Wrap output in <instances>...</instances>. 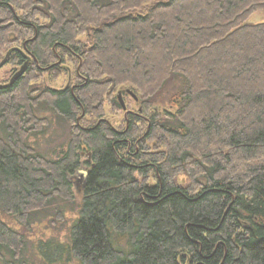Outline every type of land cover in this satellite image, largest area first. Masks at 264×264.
Listing matches in <instances>:
<instances>
[{
  "label": "trees",
  "instance_id": "obj_1",
  "mask_svg": "<svg viewBox=\"0 0 264 264\" xmlns=\"http://www.w3.org/2000/svg\"><path fill=\"white\" fill-rule=\"evenodd\" d=\"M151 2L0 0V60L25 64L0 84V212L21 227L0 219L5 264H26L31 224L63 221L80 171L68 242L33 246L44 264H264V21L247 22L264 0ZM57 51L82 81L36 87ZM114 91L141 104L121 129L103 118ZM40 110L67 130L56 157L28 142Z\"/></svg>",
  "mask_w": 264,
  "mask_h": 264
},
{
  "label": "rangeland",
  "instance_id": "obj_2",
  "mask_svg": "<svg viewBox=\"0 0 264 264\" xmlns=\"http://www.w3.org/2000/svg\"><path fill=\"white\" fill-rule=\"evenodd\" d=\"M154 2L155 0H152V2L148 3V5L150 6ZM148 5L145 6V9H147ZM262 21H264V15L261 12H254L247 20L248 23L252 24H256ZM78 40L82 41L83 43H87V39L85 36H80ZM62 55L64 54L62 53ZM56 56L57 60L53 61L50 66H52L53 64L58 65V73H56L57 71L55 70H51L49 72L44 71L43 73H41L40 78L34 82V85H36V87L39 86V88L45 87L55 90L72 89L79 85L82 81L78 75L79 61H77V59H74L73 57H70L69 55L63 56V60H61V51H57ZM20 67V65L15 66L10 64L2 66L0 68V84L9 82L10 78L16 71L20 69ZM171 89L172 86H168V88H166L163 92L162 96L166 97ZM124 90L125 89L123 88L122 91L124 92ZM112 95V98L116 97L117 91H114ZM120 99L124 105V109H122L121 107V109L117 110L108 103L103 104V118L108 120L110 124L118 129H121L123 127L124 118L128 115V113H138V111H140L141 105L140 101H135L128 92L123 93V96H121ZM153 108L162 111L167 109L168 107L166 105V102L164 104H160L157 102L153 105ZM40 112L42 116H47L49 118L48 129L45 134L29 138L28 142L36 149V152H38L39 154H42L46 157H56L59 154L60 145L62 144L63 146V144H65V141L67 139V130L66 128L64 129V126L60 125V123L56 119L52 118L50 112H47L46 110H40ZM77 119V122H80V125H82L83 127L90 126L94 123V120L91 121L88 116H83V113H81ZM80 156L81 160L83 161L87 160L89 154L87 151H85L80 153ZM80 170H87V168L85 166H82L79 171ZM82 173V171L76 172L71 176L76 204L74 205V207H65L63 221L56 222L54 225H52L46 218H42V220L31 224L29 231L25 233L26 240L29 242L27 244L28 251L24 255L26 264H44L36 255V252L33 248L34 244H36L38 241L54 239L59 242H68L69 226L71 225V222L77 217V204H79L80 202V190L82 186L79 181L81 179V176L83 175ZM178 182L180 184H187L188 180H186V178L182 176H179ZM0 219L14 230H21V227L16 223L14 218L10 217L9 215L0 212ZM9 259L10 258L5 257V260L9 261ZM0 264L5 263L4 261L0 260ZM65 264L77 263L74 260H71L70 262Z\"/></svg>",
  "mask_w": 264,
  "mask_h": 264
},
{
  "label": "water",
  "instance_id": "obj_3",
  "mask_svg": "<svg viewBox=\"0 0 264 264\" xmlns=\"http://www.w3.org/2000/svg\"><path fill=\"white\" fill-rule=\"evenodd\" d=\"M5 58L0 61V68L5 64V61H6ZM24 69H25V64L23 66H21L20 69L13 74V76L9 80V84H11L17 77H19L23 73ZM0 87H5V85H0ZM127 92L133 97V99H136L135 96H133V94H131V92H129V91H127ZM117 97L120 101V105H121L122 109H124V105L120 99L121 98L120 92H117ZM82 147L84 148V146H82Z\"/></svg>",
  "mask_w": 264,
  "mask_h": 264
}]
</instances>
